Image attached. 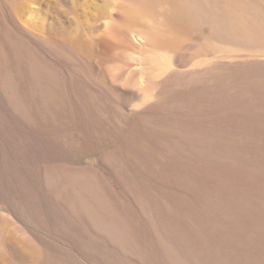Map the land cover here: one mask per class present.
I'll list each match as a JSON object with an SVG mask.
<instances>
[{"label": "rangeland", "instance_id": "obj_1", "mask_svg": "<svg viewBox=\"0 0 264 264\" xmlns=\"http://www.w3.org/2000/svg\"><path fill=\"white\" fill-rule=\"evenodd\" d=\"M105 1L0 0V264H164L160 161L189 131L264 126L240 109L248 96L205 101L189 77L235 45L172 22L165 0Z\"/></svg>", "mask_w": 264, "mask_h": 264}, {"label": "bare ground", "instance_id": "obj_2", "mask_svg": "<svg viewBox=\"0 0 264 264\" xmlns=\"http://www.w3.org/2000/svg\"><path fill=\"white\" fill-rule=\"evenodd\" d=\"M163 3L172 11L169 14L172 22L184 29L207 25V40L235 45L239 50V53L226 51L225 56L216 57L210 65L189 72L191 82L200 89V96L205 101L223 93L248 96L250 101L241 103L240 109L245 116L264 125V0H165ZM128 12L134 16L145 14L139 5ZM99 39L113 45L109 36ZM198 105L193 108L183 105L180 111L190 117L199 113ZM205 107L202 114L207 112ZM262 127L255 128L253 134L235 132L231 138L213 137L206 129H200L197 135L189 131L191 141L183 149L186 153L180 157L171 154L169 167L160 161L159 166L165 167L161 183L173 191L172 196L162 195L164 204L173 210L172 222H162L172 250L164 264H264ZM247 134L257 140L235 138ZM149 162L147 159L143 164L150 166ZM143 171L150 176L149 169ZM172 227L178 232H171ZM135 261L143 264L138 259Z\"/></svg>", "mask_w": 264, "mask_h": 264}]
</instances>
